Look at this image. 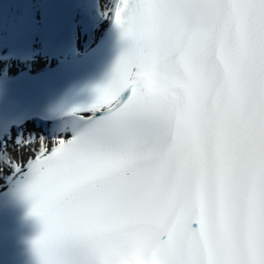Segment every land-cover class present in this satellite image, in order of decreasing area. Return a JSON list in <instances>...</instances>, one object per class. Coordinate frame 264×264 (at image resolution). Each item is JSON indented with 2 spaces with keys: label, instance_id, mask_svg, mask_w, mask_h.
Returning a JSON list of instances; mask_svg holds the SVG:
<instances>
[{
  "label": "snow or ice",
  "instance_id": "1",
  "mask_svg": "<svg viewBox=\"0 0 264 264\" xmlns=\"http://www.w3.org/2000/svg\"><path fill=\"white\" fill-rule=\"evenodd\" d=\"M213 3L189 31L170 0H118L126 47L82 126L0 133L41 264H264V0Z\"/></svg>",
  "mask_w": 264,
  "mask_h": 264
},
{
  "label": "clouds",
  "instance_id": "2",
  "mask_svg": "<svg viewBox=\"0 0 264 264\" xmlns=\"http://www.w3.org/2000/svg\"><path fill=\"white\" fill-rule=\"evenodd\" d=\"M179 16L187 30L207 31L218 20V6L213 0H195L193 4L180 9Z\"/></svg>",
  "mask_w": 264,
  "mask_h": 264
},
{
  "label": "bare ground",
  "instance_id": "3",
  "mask_svg": "<svg viewBox=\"0 0 264 264\" xmlns=\"http://www.w3.org/2000/svg\"><path fill=\"white\" fill-rule=\"evenodd\" d=\"M112 1L113 0H99V3L102 5V7L104 8V10L106 11V10H108L110 8ZM32 63H33L32 61H28L27 62V65H31ZM11 65H12L11 63H7V62L0 63V66L2 67L1 69L9 68ZM69 125H70V123H67L66 126L68 127ZM8 148L13 151V154L14 155H17V153L15 151L16 146L14 144L9 143L8 144ZM23 155L24 156H27L28 155L27 151H24ZM1 166L11 168V167H14L15 165H12V166H9V165H0V167ZM2 176H3V170L0 171V182L3 180L2 179Z\"/></svg>",
  "mask_w": 264,
  "mask_h": 264
}]
</instances>
